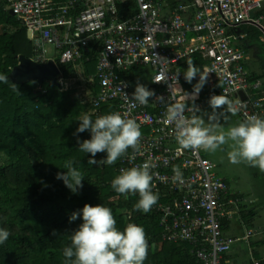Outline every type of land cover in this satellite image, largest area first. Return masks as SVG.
<instances>
[{
  "label": "built area",
  "instance_id": "1",
  "mask_svg": "<svg viewBox=\"0 0 264 264\" xmlns=\"http://www.w3.org/2000/svg\"><path fill=\"white\" fill-rule=\"evenodd\" d=\"M4 1L32 34L33 61H50L49 45L55 48L52 60L57 65L58 61L88 63L91 53L96 54L95 75L86 77L80 67L76 78L60 79L61 84L65 89L83 90L98 111L114 104L116 112L136 121L142 132L141 150L134 154L129 149L122 156L118 174L152 158L156 164L151 169L152 190L159 199L149 213L158 220L163 241L189 244L199 264H222L223 257L241 241L223 228L220 213L229 186L214 173L215 166L202 149L180 147L175 123L166 122V115L170 105L181 103L186 105L185 117L198 116L202 102L225 95L238 108L242 122L250 115L261 118L264 91L260 93L255 84L254 94L247 93L246 55L237 46L243 36L230 29L248 22L260 25L264 17L256 18L255 13L263 8L264 0H190L170 15H164L162 0ZM194 55L207 63L201 70L211 73L198 95L189 96L199 76L195 84L187 83L184 64ZM138 69L150 74L155 88L147 105L133 100L135 89L127 78ZM96 83L98 90H89ZM174 166L180 167L183 183L174 182ZM252 235L248 231L243 239L249 241Z\"/></svg>",
  "mask_w": 264,
  "mask_h": 264
},
{
  "label": "trees",
  "instance_id": "2",
  "mask_svg": "<svg viewBox=\"0 0 264 264\" xmlns=\"http://www.w3.org/2000/svg\"><path fill=\"white\" fill-rule=\"evenodd\" d=\"M28 33L0 0V74L7 77V83L0 82V229L10 233L0 245V264H64L63 250L71 246V235L83 223L82 213L71 223L69 218L85 204L109 207L120 231L130 223L144 228L149 243L144 264H199L190 254L189 244L163 241L158 220L135 209L138 194L125 199L111 187L122 157L113 165H90L91 154L79 150L77 141L91 138L90 131L74 135L82 117L86 114L94 122L98 116L116 112L114 104L98 111L81 91L65 89L64 84L11 80L19 57H33ZM91 55L88 63L58 61L59 81L76 78L80 67L86 77L95 75L98 62L96 54ZM190 59L197 67L207 65L199 55ZM184 69L186 72L187 62ZM136 71L127 78L132 84L135 78L136 85H143L145 71ZM89 88L97 91L98 83ZM147 88L155 90L152 85ZM106 155L98 153L94 159L101 161ZM69 160L75 161L74 167L84 179L78 194L56 178L68 171L64 165Z\"/></svg>",
  "mask_w": 264,
  "mask_h": 264
},
{
  "label": "clouds",
  "instance_id": "3",
  "mask_svg": "<svg viewBox=\"0 0 264 264\" xmlns=\"http://www.w3.org/2000/svg\"><path fill=\"white\" fill-rule=\"evenodd\" d=\"M209 2L211 3V0ZM120 62L117 60V63ZM210 73L211 70L202 71L189 59L184 79L191 83L199 76L193 89L198 95ZM0 82L7 83V77L0 74ZM176 84L178 85V75ZM153 96L154 91L137 83L133 100L141 105H147ZM209 106L212 109L208 116L210 121L216 120L221 110L233 115L238 112L233 101L225 95L211 96ZM185 110L186 105L177 103L168 107L166 115V122L175 123L176 139L182 149L197 151L202 149L214 153L227 144L231 149L228 152V159L232 164L247 163L264 172V118L250 115L243 122L225 131L212 124L205 126V120L201 116L185 117L183 115ZM85 131H90L91 138L77 142L81 152L91 154L92 158L88 160L90 165L105 163L113 165L119 158L125 156L129 149H132L134 154L141 150L140 126L135 120L126 119L119 112L98 116L94 122L85 114L74 135ZM98 153H106V159L101 161L94 159ZM74 163L73 160L67 161L64 166L68 171L65 174L58 173L56 178L62 180L73 194H78L83 187L84 179L81 172L74 167ZM155 167L156 164L149 158L140 166L122 169L112 180L111 187L125 199L129 195L138 194L139 200L135 209L147 214L159 199L158 193L152 190L151 169ZM173 173L174 182L183 183V173L179 166L173 167ZM81 213L83 223L71 235V246L63 250L64 264H144L148 257L149 243L143 227L130 223L123 231L118 230L112 210L103 205L85 204L81 212H74L70 216L69 222L77 220ZM9 235L6 229H0V245L8 240Z\"/></svg>",
  "mask_w": 264,
  "mask_h": 264
},
{
  "label": "crops",
  "instance_id": "4",
  "mask_svg": "<svg viewBox=\"0 0 264 264\" xmlns=\"http://www.w3.org/2000/svg\"><path fill=\"white\" fill-rule=\"evenodd\" d=\"M130 1L133 3L132 0ZM188 1L190 0H162L165 7L164 15H170L180 4L187 3ZM260 16L264 17V6L255 13L256 18ZM237 29H239V31H237ZM230 30L235 35L243 36L242 39L237 41V46L241 48L246 55L245 65L249 83L247 93L254 94L255 89L253 86L255 84H259L260 93L263 92L264 19L260 25L248 22L233 27ZM248 75H250L251 78H249ZM143 85L147 87V84ZM203 103L204 102L201 103V106ZM232 116H234L239 123L242 122L237 114H232ZM261 118H264V112L261 114ZM207 157L210 158L209 156ZM210 159L215 168L218 169V164L212 158ZM215 174L228 184L230 190L224 197L222 211L220 213L222 215L224 231L227 235L241 239V241H238L234 248L223 257L222 264H264V192L256 191L257 196L253 193L256 189L252 186H248L249 189L242 187L241 178L238 175H236L239 177L237 181H232L229 180V176L226 174H223V176L220 175L219 172ZM256 177L259 179V174H256ZM256 201L257 206L254 208L252 205L255 204ZM248 231H252L253 235L251 240L246 241L243 237Z\"/></svg>",
  "mask_w": 264,
  "mask_h": 264
},
{
  "label": "rangeland",
  "instance_id": "5",
  "mask_svg": "<svg viewBox=\"0 0 264 264\" xmlns=\"http://www.w3.org/2000/svg\"><path fill=\"white\" fill-rule=\"evenodd\" d=\"M239 31V29H237ZM46 53L47 58L52 60L55 58L56 52L54 46H47L46 47ZM144 71V70H143ZM137 72V71H136ZM132 73L131 76H133ZM143 84H147V87H150L151 83V76L149 73L143 74ZM61 78V77H60ZM133 85H136V79L133 78ZM82 91V94L84 95V91ZM88 95V94H86ZM192 104V103H190ZM219 111V110H218ZM212 113V109L209 106V102L203 103L202 106L198 109V116H201L205 120V126H209V124H212L213 126H218L219 128L224 129L227 131L229 128L236 126L239 124L238 120L232 116L230 112H227L226 110H221L218 118L216 120L210 121L208 116ZM231 149L229 146L223 145L221 149H218L214 153L206 152L204 151V154L212 158L217 164L218 169L214 168V172H219L220 175L223 176V174H226L229 176V180L237 181L240 176L241 178V186L249 189L248 186H252L254 189L253 193L256 194V191L264 192V172H261L258 167H251L247 163H239V164H232L228 159V152ZM256 174H259V179H257ZM238 175V176H236ZM257 195V194H256ZM258 196V195H257ZM254 208L257 206V201L255 204H253ZM152 248H154L152 246Z\"/></svg>",
  "mask_w": 264,
  "mask_h": 264
},
{
  "label": "water",
  "instance_id": "6",
  "mask_svg": "<svg viewBox=\"0 0 264 264\" xmlns=\"http://www.w3.org/2000/svg\"><path fill=\"white\" fill-rule=\"evenodd\" d=\"M9 13L15 17L13 11H9ZM28 37L30 39L32 38L30 31ZM59 74V67L53 60H50L47 63H37L25 56H20L19 64L13 69L10 78L12 81L19 84L37 81L41 85L45 81H50L53 85L59 86L61 84L58 81ZM240 95L242 99L246 98L245 93H241Z\"/></svg>",
  "mask_w": 264,
  "mask_h": 264
},
{
  "label": "bare ground",
  "instance_id": "7",
  "mask_svg": "<svg viewBox=\"0 0 264 264\" xmlns=\"http://www.w3.org/2000/svg\"><path fill=\"white\" fill-rule=\"evenodd\" d=\"M194 88H190L189 91L187 92L189 96L191 95H195V93L193 92Z\"/></svg>",
  "mask_w": 264,
  "mask_h": 264
},
{
  "label": "flooded vegetation",
  "instance_id": "8",
  "mask_svg": "<svg viewBox=\"0 0 264 264\" xmlns=\"http://www.w3.org/2000/svg\"><path fill=\"white\" fill-rule=\"evenodd\" d=\"M33 48V47H32ZM32 59V58H31Z\"/></svg>",
  "mask_w": 264,
  "mask_h": 264
}]
</instances>
